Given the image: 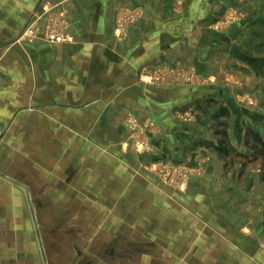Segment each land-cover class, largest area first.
I'll return each mask as SVG.
<instances>
[{
    "label": "crops",
    "instance_id": "1",
    "mask_svg": "<svg viewBox=\"0 0 264 264\" xmlns=\"http://www.w3.org/2000/svg\"><path fill=\"white\" fill-rule=\"evenodd\" d=\"M49 23L72 40L23 34ZM248 131L264 137V0H0V264L38 251L26 199L65 197L69 181L109 191L114 162L123 191L132 177L155 192L192 246L264 264V154ZM82 166L107 186L88 192L97 178L82 184ZM164 167L185 170L184 185Z\"/></svg>",
    "mask_w": 264,
    "mask_h": 264
},
{
    "label": "rangeland",
    "instance_id": "2",
    "mask_svg": "<svg viewBox=\"0 0 264 264\" xmlns=\"http://www.w3.org/2000/svg\"><path fill=\"white\" fill-rule=\"evenodd\" d=\"M127 127L126 132L136 147L133 149H138L136 141L142 134ZM113 167L114 180L108 179L111 191L82 195L70 187L69 181L67 188L62 183L65 197L44 199L39 195L34 200L26 199L28 206L30 202L33 205L35 221L30 211L26 216L32 235L36 237L34 224L39 235L38 240L32 238L38 251L33 248V258L28 264H245V259L238 255L206 253L201 251L206 246H192L186 223L169 219L172 208L162 207L156 193L144 191L139 182L135 179L132 182V177L125 193L122 167L119 162H114ZM81 169L82 184L88 186L91 177L97 178L95 183L92 181L94 190L89 188L88 192L107 186L100 177L104 172L101 168L97 173L87 171L85 166ZM74 175L72 171L64 178L72 179ZM18 180L26 186L23 179Z\"/></svg>",
    "mask_w": 264,
    "mask_h": 264
},
{
    "label": "built area",
    "instance_id": "3",
    "mask_svg": "<svg viewBox=\"0 0 264 264\" xmlns=\"http://www.w3.org/2000/svg\"><path fill=\"white\" fill-rule=\"evenodd\" d=\"M130 19H133L134 16L133 15H129ZM236 13L230 12L226 15L225 19H222V21L220 23L223 22H229V20H233L236 19ZM25 31L23 32V34L29 36V40L32 41V39L34 37H41L44 40H48L51 42H63V41H71L72 40V36L70 34H68L67 32H65L64 30L59 31L58 29L54 28L53 23H49L45 26V28L43 29V33L41 34H36L34 30L30 29L29 27H25L24 29ZM29 32V33H28ZM128 125L131 129L136 130L140 132L141 134V128L139 123L137 122V120L133 119L132 117L129 118V122ZM147 143L145 141V139L138 137L137 141H136V146L139 150H143L146 147ZM170 169L169 168H162L161 169V174L162 177L166 178L168 181H170L172 184L177 185L179 187L184 185V179L186 177L185 174V170H183L181 167H176V168H172V173L168 172Z\"/></svg>",
    "mask_w": 264,
    "mask_h": 264
},
{
    "label": "trees",
    "instance_id": "4",
    "mask_svg": "<svg viewBox=\"0 0 264 264\" xmlns=\"http://www.w3.org/2000/svg\"><path fill=\"white\" fill-rule=\"evenodd\" d=\"M216 133L221 134L217 149L227 154L230 151V147L227 141V133L225 132V128L223 127L221 130L218 129ZM247 136L252 137L251 145L254 147L255 152L257 154H264V137L250 131H248Z\"/></svg>",
    "mask_w": 264,
    "mask_h": 264
}]
</instances>
